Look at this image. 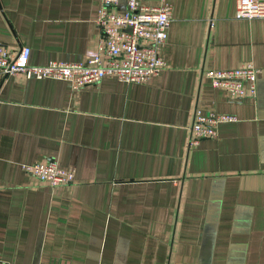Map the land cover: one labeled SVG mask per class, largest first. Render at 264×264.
I'll return each instance as SVG.
<instances>
[{"label": "crops", "instance_id": "obj_1", "mask_svg": "<svg viewBox=\"0 0 264 264\" xmlns=\"http://www.w3.org/2000/svg\"><path fill=\"white\" fill-rule=\"evenodd\" d=\"M171 4L142 83L0 75V261L5 264H264V17L235 0ZM119 0L114 10L123 8ZM100 0H0V44L28 63L95 51ZM252 63L254 97L213 88L206 69ZM227 114L188 145L193 112ZM52 159L71 181L39 182L22 164Z\"/></svg>", "mask_w": 264, "mask_h": 264}, {"label": "built area", "instance_id": "obj_2", "mask_svg": "<svg viewBox=\"0 0 264 264\" xmlns=\"http://www.w3.org/2000/svg\"><path fill=\"white\" fill-rule=\"evenodd\" d=\"M119 0H100L94 23L98 39L94 53L84 61H49L45 65L28 63L29 48L16 51L0 44V75L21 73L25 78L66 81L71 90L97 83L104 76L121 82L147 81L165 64L160 53L171 19V4L162 1L147 5L141 0H124L123 8L114 10ZM234 17H264V0H235ZM260 72L252 63L225 69H206L204 76L213 88H220L233 98L254 97ZM227 114L193 112L188 126V145L216 136V125L233 121ZM21 169L39 182L50 186L67 183L74 177L72 168H60L52 159L22 164ZM0 264H5L0 261Z\"/></svg>", "mask_w": 264, "mask_h": 264}]
</instances>
